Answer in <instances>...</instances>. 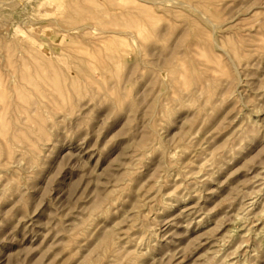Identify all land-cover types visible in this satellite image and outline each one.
Listing matches in <instances>:
<instances>
[{"label": "rangeland", "instance_id": "374dc122", "mask_svg": "<svg viewBox=\"0 0 264 264\" xmlns=\"http://www.w3.org/2000/svg\"><path fill=\"white\" fill-rule=\"evenodd\" d=\"M0 264H264V0H0Z\"/></svg>", "mask_w": 264, "mask_h": 264}, {"label": "bare ground", "instance_id": "6f19581e", "mask_svg": "<svg viewBox=\"0 0 264 264\" xmlns=\"http://www.w3.org/2000/svg\"><path fill=\"white\" fill-rule=\"evenodd\" d=\"M153 1H154V0H153ZM164 2H165V1H164ZM158 3H159V2H158ZM156 4H157V3H156ZM161 5H162V4H161ZM78 28H79V27H78ZM78 28H77V29H78ZM81 28H82V27H81ZM79 29H80V28H79ZM71 31H72V30H71ZM109 249H110V248H109ZM109 249H108V250H109ZM109 251H110V250H109Z\"/></svg>", "mask_w": 264, "mask_h": 264}]
</instances>
